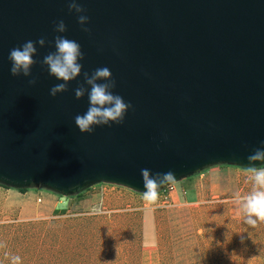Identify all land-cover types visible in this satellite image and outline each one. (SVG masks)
Masks as SVG:
<instances>
[{"label":"water","instance_id":"obj_1","mask_svg":"<svg viewBox=\"0 0 264 264\" xmlns=\"http://www.w3.org/2000/svg\"><path fill=\"white\" fill-rule=\"evenodd\" d=\"M80 3L90 32L68 0H0V182L65 196L100 182L143 192L144 168L172 171L176 184L215 165L253 163L248 156L264 147V0ZM59 20L67 32H55ZM56 35L77 41L84 58L81 76L52 97L64 81L41 62ZM42 36L49 43L37 44L32 75L12 76L10 50ZM99 67L132 107L123 123L82 133L74 117L89 100L74 89Z\"/></svg>","mask_w":264,"mask_h":264},{"label":"rangeland","instance_id":"obj_2","mask_svg":"<svg viewBox=\"0 0 264 264\" xmlns=\"http://www.w3.org/2000/svg\"><path fill=\"white\" fill-rule=\"evenodd\" d=\"M251 175L248 167L215 165L184 197L182 179L155 203L117 183L65 196L0 182V264L13 256L20 264H264V222L246 224L235 199L252 191ZM148 208L157 221L150 240L142 232L143 223L152 227Z\"/></svg>","mask_w":264,"mask_h":264},{"label":"clouds","instance_id":"obj_3","mask_svg":"<svg viewBox=\"0 0 264 264\" xmlns=\"http://www.w3.org/2000/svg\"><path fill=\"white\" fill-rule=\"evenodd\" d=\"M69 12L78 14L77 20L82 26V30L90 32L84 27L89 23V17L84 15L86 9L82 7L80 0H68ZM54 30L57 33L67 32V26L63 20L55 22ZM49 43L45 37H40L36 41L27 40L22 45L12 48L9 52L11 61L10 72L12 76L25 77L32 75L31 69L37 63L34 57L38 54L37 44L44 47ZM55 51L49 52L43 57L42 64L48 67L51 76L64 83L55 84L50 89V95L56 97L58 93L68 91V84L81 76L83 65L79 62L84 58L81 45L68 39L63 35H56L54 38ZM84 83L74 89L76 99H82L85 93L88 95L89 107L83 114L74 117L76 126L82 133L93 132L94 125H109L111 123L121 124L124 121L126 112L132 107L126 103L122 96L114 94L112 89L116 87L112 72L108 67H99L92 71L83 73ZM104 81V82H100ZM30 84L35 85L36 80L31 79ZM90 87L86 88L84 85ZM264 145V141L261 142ZM248 160L253 162L248 166L253 183V189L244 196H236V203L243 211L244 222L255 227L259 222H264V167H256L254 162L264 161V147L257 148L248 156ZM144 183L143 198L148 203H155L159 198V189L164 185H172L177 179L175 173L168 171L165 173L153 174L149 169H141ZM12 264H20V257L13 256Z\"/></svg>","mask_w":264,"mask_h":264},{"label":"crops","instance_id":"obj_4","mask_svg":"<svg viewBox=\"0 0 264 264\" xmlns=\"http://www.w3.org/2000/svg\"><path fill=\"white\" fill-rule=\"evenodd\" d=\"M198 174V173H197ZM197 174H195V175H193V176H191V177H189V178H187V179H185V180H183V182H185V183H183V182H181L182 184H184V185H182L183 187H181L180 186V195H181V197L184 195V193H186V192H191L190 190H191V187H192V182H193V179H194V177L197 175ZM204 174V173H203ZM168 189L169 188H166L165 190H163V192H167L168 191ZM184 197V196H183ZM147 213H151V225H152V227L151 228H148V231L146 230V228H145V224L143 223L142 224V232H143V236H144V238L145 239H147V240H150V239H154L155 237H156V234H157V226H156V216H155V212H154V210L152 209V208H148V209H146L144 212H143V215H145V214H147ZM147 233H149V235L147 236ZM149 237V238H148Z\"/></svg>","mask_w":264,"mask_h":264},{"label":"built area","instance_id":"obj_5","mask_svg":"<svg viewBox=\"0 0 264 264\" xmlns=\"http://www.w3.org/2000/svg\"><path fill=\"white\" fill-rule=\"evenodd\" d=\"M169 189H171V190H172V189H173V187L171 186V187H169Z\"/></svg>","mask_w":264,"mask_h":264},{"label":"trees","instance_id":"obj_6","mask_svg":"<svg viewBox=\"0 0 264 264\" xmlns=\"http://www.w3.org/2000/svg\"><path fill=\"white\" fill-rule=\"evenodd\" d=\"M262 167H264V166H262Z\"/></svg>","mask_w":264,"mask_h":264}]
</instances>
